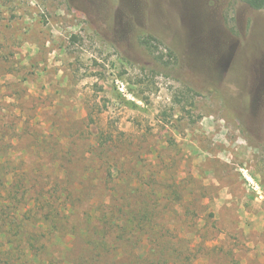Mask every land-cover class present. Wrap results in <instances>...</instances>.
Here are the masks:
<instances>
[{
  "label": "rangeland",
  "instance_id": "1",
  "mask_svg": "<svg viewBox=\"0 0 264 264\" xmlns=\"http://www.w3.org/2000/svg\"><path fill=\"white\" fill-rule=\"evenodd\" d=\"M0 114L11 166L40 185L112 166L114 210L180 232L165 264H264V9L0 0Z\"/></svg>",
  "mask_w": 264,
  "mask_h": 264
},
{
  "label": "trees",
  "instance_id": "2",
  "mask_svg": "<svg viewBox=\"0 0 264 264\" xmlns=\"http://www.w3.org/2000/svg\"><path fill=\"white\" fill-rule=\"evenodd\" d=\"M241 1L253 9H264V0ZM154 39L150 35L143 42L150 45ZM1 120L0 136L5 138L7 130ZM12 158L0 146V188L5 191L3 196L0 190V264H165L169 258L176 259L177 249L171 241L181 237L180 232L176 234L167 225L166 241L160 240L159 225L155 216H148L147 208L126 216L123 207L116 211L108 203L112 166L107 172L87 167L91 175L79 179L78 185L69 183V173L66 182L59 183L56 172L44 171L47 174L40 185L39 171L33 177V171L24 167L25 159L12 167ZM8 176L16 182L2 187L5 183L1 181ZM145 237L150 249L143 247ZM188 249H182L181 255L187 256Z\"/></svg>",
  "mask_w": 264,
  "mask_h": 264
},
{
  "label": "built area",
  "instance_id": "3",
  "mask_svg": "<svg viewBox=\"0 0 264 264\" xmlns=\"http://www.w3.org/2000/svg\"><path fill=\"white\" fill-rule=\"evenodd\" d=\"M121 90L126 91L124 84L121 85Z\"/></svg>",
  "mask_w": 264,
  "mask_h": 264
}]
</instances>
